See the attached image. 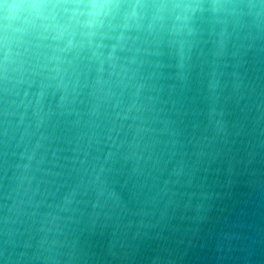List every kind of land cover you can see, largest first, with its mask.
<instances>
[{
    "label": "water",
    "instance_id": "1",
    "mask_svg": "<svg viewBox=\"0 0 264 264\" xmlns=\"http://www.w3.org/2000/svg\"><path fill=\"white\" fill-rule=\"evenodd\" d=\"M0 264H264V0H0Z\"/></svg>",
    "mask_w": 264,
    "mask_h": 264
}]
</instances>
